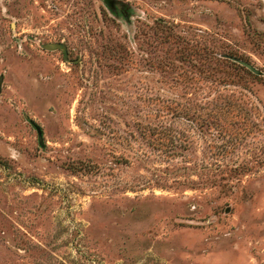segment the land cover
Returning <instances> with one entry per match:
<instances>
[{
  "label": "rangeland",
  "instance_id": "obj_1",
  "mask_svg": "<svg viewBox=\"0 0 264 264\" xmlns=\"http://www.w3.org/2000/svg\"><path fill=\"white\" fill-rule=\"evenodd\" d=\"M0 264H264V0H0Z\"/></svg>",
  "mask_w": 264,
  "mask_h": 264
}]
</instances>
